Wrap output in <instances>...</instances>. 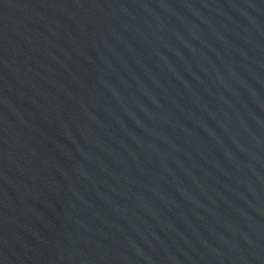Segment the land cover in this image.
Returning a JSON list of instances; mask_svg holds the SVG:
<instances>
[{"label":"water","instance_id":"1","mask_svg":"<svg viewBox=\"0 0 264 264\" xmlns=\"http://www.w3.org/2000/svg\"><path fill=\"white\" fill-rule=\"evenodd\" d=\"M0 264H264V0H0Z\"/></svg>","mask_w":264,"mask_h":264}]
</instances>
